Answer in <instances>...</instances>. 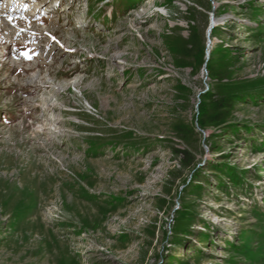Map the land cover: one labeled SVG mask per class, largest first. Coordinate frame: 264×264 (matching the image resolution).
<instances>
[{
  "label": "rangeland",
  "instance_id": "rangeland-1",
  "mask_svg": "<svg viewBox=\"0 0 264 264\" xmlns=\"http://www.w3.org/2000/svg\"><path fill=\"white\" fill-rule=\"evenodd\" d=\"M0 264H264V0H0Z\"/></svg>",
  "mask_w": 264,
  "mask_h": 264
},
{
  "label": "water",
  "instance_id": "water-1",
  "mask_svg": "<svg viewBox=\"0 0 264 264\" xmlns=\"http://www.w3.org/2000/svg\"><path fill=\"white\" fill-rule=\"evenodd\" d=\"M215 26H216V21H215L214 17L212 16V18H211L210 28H209V30H208V38L210 37V33H211V31L215 28ZM208 55H209V52H208ZM205 66H206V65H205Z\"/></svg>",
  "mask_w": 264,
  "mask_h": 264
}]
</instances>
